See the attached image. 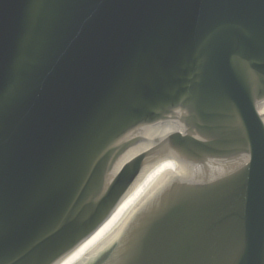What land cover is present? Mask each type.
<instances>
[{
	"label": "water",
	"instance_id": "95a60500",
	"mask_svg": "<svg viewBox=\"0 0 264 264\" xmlns=\"http://www.w3.org/2000/svg\"><path fill=\"white\" fill-rule=\"evenodd\" d=\"M0 264H264V0H0Z\"/></svg>",
	"mask_w": 264,
	"mask_h": 264
}]
</instances>
